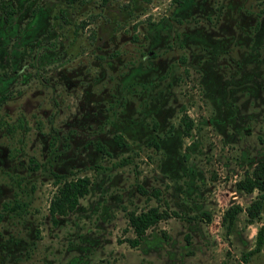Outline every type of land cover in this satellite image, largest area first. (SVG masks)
Instances as JSON below:
<instances>
[{
  "label": "rangeland",
  "instance_id": "rangeland-1",
  "mask_svg": "<svg viewBox=\"0 0 264 264\" xmlns=\"http://www.w3.org/2000/svg\"><path fill=\"white\" fill-rule=\"evenodd\" d=\"M6 1L15 13L4 23L0 11V264H264V240L241 259L264 204L251 222L239 212L228 235L221 223L256 194L235 180L264 162V0ZM52 173L90 180L54 223ZM154 205L169 217L130 246L127 211Z\"/></svg>",
  "mask_w": 264,
  "mask_h": 264
},
{
  "label": "trees",
  "instance_id": "trees-1",
  "mask_svg": "<svg viewBox=\"0 0 264 264\" xmlns=\"http://www.w3.org/2000/svg\"><path fill=\"white\" fill-rule=\"evenodd\" d=\"M74 0H66V2L70 3ZM82 2V0H79ZM108 0H101V4H105ZM177 4H181V0H174ZM37 10V5L33 6L28 14L26 19H30L35 15ZM0 11L2 12V17L4 22H8L10 17L15 13L13 7L6 1L0 0ZM59 19L64 23L65 22V13L61 9L59 12ZM86 23L82 21L79 26L83 27ZM151 54V53H150ZM153 56V54L151 55ZM183 60V58H181ZM183 128L182 135L184 137L188 136L190 130L192 128V121L186 115L183 114ZM118 145H121V137L119 135L115 136ZM153 144H156L152 141ZM94 147L100 153H105V147L99 141L94 142ZM38 167V164L32 159H28L27 168L30 170H35ZM55 177V193L51 196L48 205V213L50 215L51 221L55 222V217L57 215H65L68 212H71L76 205L78 204L79 198L83 197L88 192V186L90 184V180L87 176L76 177L74 179H65L62 175L52 173ZM234 188L236 191H241L246 194H250L253 191H256L255 196L250 202L245 206V208H241L238 204H231L224 209L221 215V223L225 226V232L228 235L231 231L236 216L239 212L244 211L247 217V221L251 222L253 219L258 217L260 210L264 204V162L262 160L256 161L250 169L245 170L240 178L235 180ZM136 190L142 194L146 195L147 190L144 189L141 185L136 184ZM150 196L154 198H158L159 192L157 190H153L149 193ZM14 207H18V204L14 206H7L5 203L2 205V210L6 209H14ZM205 218L208 219V215L204 213ZM169 217V212L165 209H159L157 205L148 206L144 209L136 211H127L126 219L128 226L132 229L134 233V237L131 239H127V242L130 246H137L142 240L143 235L146 230L158 223L160 220L166 219ZM264 240V223L261 224L256 232H255V241L254 246L247 250L246 252L241 254L242 261H247L248 258L260 251L261 246Z\"/></svg>",
  "mask_w": 264,
  "mask_h": 264
},
{
  "label": "flooded vegetation",
  "instance_id": "flooded-vegetation-1",
  "mask_svg": "<svg viewBox=\"0 0 264 264\" xmlns=\"http://www.w3.org/2000/svg\"><path fill=\"white\" fill-rule=\"evenodd\" d=\"M64 1H65V3H66V6H70V4H72V3H74V2H77L78 5H83V4H85L88 0H82V2H80L79 0H74L73 2H70V3L66 2V0H64ZM107 2H108V1H107ZM107 2H106V3H107ZM8 3H9V2H8ZM98 3H99V6H100V7H102V6L104 5V4H101V0H99ZM106 3H105V4H106ZM10 5H11V4H10ZM35 5H37V4H35ZM35 5H34V6H35ZM11 6H12V5H11ZM37 6H38V5H37ZM32 7H33V6H32ZM32 7H31V8H32ZM31 8H30V9H31ZM13 9H14V8H13ZM61 9L64 11V13H66L65 8H60V9L58 10V12H59ZM36 11H37V10H36ZM57 16H59V13H57ZM2 19H3V17H2ZM3 22H4V20H3ZM4 23H8V22H4ZM150 53H151V52H149V54H150Z\"/></svg>",
  "mask_w": 264,
  "mask_h": 264
}]
</instances>
